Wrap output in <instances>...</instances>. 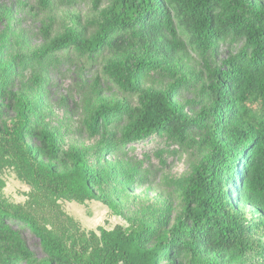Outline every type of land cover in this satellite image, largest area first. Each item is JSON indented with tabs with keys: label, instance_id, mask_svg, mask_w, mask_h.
Listing matches in <instances>:
<instances>
[{
	"label": "trees",
	"instance_id": "1",
	"mask_svg": "<svg viewBox=\"0 0 264 264\" xmlns=\"http://www.w3.org/2000/svg\"><path fill=\"white\" fill-rule=\"evenodd\" d=\"M174 26L204 60L213 106L204 113L210 121L209 152L183 182L184 216L170 229L162 221L126 218L127 226L88 232L63 210L62 201H97L122 217L109 196L117 173L92 165L86 150H61L53 133L36 131L27 100L19 99L15 117L4 120L1 101L16 70L0 57V170L13 169L30 188L28 201L14 204L0 180V264H162L169 248L172 264L178 256H188V264H218L219 257L240 262L253 251L250 229L232 196L264 219V8L259 2L116 0L94 35L69 31L49 41L42 53L73 49L93 58L110 52L103 73L125 94L138 95L135 109L100 99L90 110L88 127L101 134L102 153L112 148L116 118L126 121L123 145L160 132L184 138L193 122L183 108L170 93L141 86L145 72L173 65L179 43L168 35ZM230 37L243 40V50L227 60L225 69L211 70L209 53ZM24 228L39 239L45 259L35 258L20 231Z\"/></svg>",
	"mask_w": 264,
	"mask_h": 264
},
{
	"label": "rangeland",
	"instance_id": "2",
	"mask_svg": "<svg viewBox=\"0 0 264 264\" xmlns=\"http://www.w3.org/2000/svg\"><path fill=\"white\" fill-rule=\"evenodd\" d=\"M98 1V4L96 3ZM116 0H0V57L15 65L8 93L1 101L3 119L15 117L19 99L33 106V126L38 132L56 136L61 150L84 149L92 165L113 167L116 181L109 189L110 198L119 205L122 217L105 205L88 201L85 205L62 201L63 210L85 231L127 226L125 219L148 223L162 221L167 229L183 219V182L203 161L210 148L209 120L205 112L213 106L212 78L204 60L190 38L177 26L169 40L179 43V50L169 69L158 68L142 76L143 89L170 93L193 123L184 138L160 132L131 145L121 143L125 120L116 118L112 126V148L103 152L101 134L88 127L90 110L100 99L124 101L137 108V94H125L103 73L110 52L95 57L70 49L57 54H43L49 41L69 31L91 37L102 23L104 12ZM264 8V0H256ZM244 48V41L230 37L209 53L211 70H223L227 60ZM199 126V127H198ZM29 143H34L29 140ZM243 169V161L238 162ZM0 180L4 195L14 204L28 201L30 188L13 169L2 168ZM232 200L248 227L247 239L253 251L240 262L219 257L218 264H264V219L251 207ZM29 249L39 261L45 253L39 239L24 228L20 230ZM173 249L163 255L162 264H172ZM188 256H178L174 263L188 264ZM24 264V263H20ZM216 264V263H214Z\"/></svg>",
	"mask_w": 264,
	"mask_h": 264
}]
</instances>
